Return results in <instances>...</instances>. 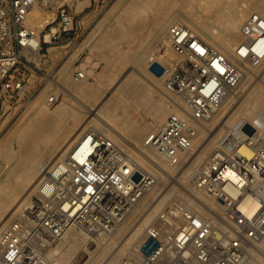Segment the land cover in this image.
<instances>
[{"label": "built area", "instance_id": "built-area-1", "mask_svg": "<svg viewBox=\"0 0 264 264\" xmlns=\"http://www.w3.org/2000/svg\"><path fill=\"white\" fill-rule=\"evenodd\" d=\"M78 2L0 0L2 105L26 92L27 71L42 70L45 48L76 33ZM33 11L41 16L53 15L55 19L36 33L28 28L37 21ZM242 32L244 42L231 59L185 23L169 26V44L176 58L167 66L159 63L164 67L161 77L166 95L176 111L145 139L147 148L167 159L190 153L200 127L217 114L218 105L237 73L234 61L248 63L253 73L262 66L263 15L252 12L243 23ZM37 52L42 55L40 63L32 59ZM73 76L81 80L85 73L77 70ZM175 93L183 104L170 96ZM57 99L52 96L49 102ZM248 125L254 129L253 134L240 122L222 142L224 149H230L226 160L212 157L192 177L193 189L215 194L223 215L203 216L179 200L166 207L146 228L142 242L126 251L120 264H252L248 250L264 238V132H258L251 123ZM82 140L41 180L18 215L1 229L0 264H59L76 240L69 239L72 233L77 237L85 235L88 247L108 245L142 200L158 187L155 175L113 139L90 130ZM240 143L251 151L250 158L236 153ZM228 170L242 180L234 197L225 191L230 182L224 176ZM136 174L140 175L139 180L134 179ZM247 196L257 200L255 209L243 206ZM196 200L202 204L199 198ZM150 239L156 246L148 252L154 244L145 250Z\"/></svg>", "mask_w": 264, "mask_h": 264}, {"label": "bare ground", "instance_id": "bare-ground-1", "mask_svg": "<svg viewBox=\"0 0 264 264\" xmlns=\"http://www.w3.org/2000/svg\"><path fill=\"white\" fill-rule=\"evenodd\" d=\"M129 2L130 8L127 16L124 15L125 19L121 9L114 7L112 12L118 11L117 14L122 16H117L118 23H100L93 35L78 48L79 53L93 48L101 52L97 58L98 62L106 63V74L100 79V85L87 84L89 75L96 73L94 67L97 65L92 68L84 66L82 71L85 77L81 80L74 77L67 79L69 66L65 65L57 76L70 87L71 98L73 95L76 97L79 108L71 107V101V106L67 105V98L52 106L49 102L52 95L46 96L47 99H41L42 95H39L30 105L31 117L24 127L21 126V132H18V148L9 142L0 148V156L4 159L0 162V231L18 215L41 180L83 141L82 138L90 130L113 139L155 175L158 187L142 200L126 225L108 245L98 243L94 248L88 247L85 235L77 237L74 233L69 234V239L76 240L59 259V264H120L125 252L142 242L146 228L158 219L166 207L179 200L187 202L203 216H222L223 207L217 203L215 194L193 189L192 177L212 157L227 159L230 149H224L222 142L232 135L237 123H251L258 132H264V62L253 73L248 63L235 60L237 73L218 105L217 114L200 127L190 153H178L167 159L145 146V139L160 129L169 114L176 111L171 107L170 99L167 101L161 97L166 94L163 77L150 71L151 62L158 61L167 66L176 58L169 44V26L176 22L185 23L232 59L235 49L244 42L242 25L251 11L255 10L264 17V0ZM90 4L91 0L79 1L76 11L82 12ZM32 16L37 21L29 24L28 28L36 33L55 19L53 15L41 16L37 11H33ZM46 38L49 40L50 36ZM52 49L49 47L48 51ZM41 58L38 52L32 57L37 63H40ZM60 87L63 88H60L62 94L70 92ZM154 94L160 96L157 95L156 99L153 98ZM170 96L175 102L183 104L178 94ZM138 104L143 106L150 121L138 117ZM7 139L12 140L8 136ZM241 144L237 146L236 153L250 158L251 151L246 144ZM224 176L230 179L225 187L226 193L231 197L238 195L241 178L233 170H228L226 174L224 172ZM244 201L246 203L243 206L254 209L258 206L257 200L251 196H247ZM248 254L252 264H264V238L252 246Z\"/></svg>", "mask_w": 264, "mask_h": 264}, {"label": "rangeland", "instance_id": "rangeland-1", "mask_svg": "<svg viewBox=\"0 0 264 264\" xmlns=\"http://www.w3.org/2000/svg\"><path fill=\"white\" fill-rule=\"evenodd\" d=\"M79 1H83V0H79ZM129 1L130 0H92V3L90 4V6L86 7L84 11L82 12L80 13L78 12V15L76 18V21H77L76 24L78 26V29L76 33L73 34L70 39H68V36H65L66 38L64 39L62 43L54 44L50 46V47H53L51 51H48L49 47L44 49V51L42 52L43 60H42V63L40 64V66L42 67V70H34L33 68H29V70L27 71L26 92H24L20 96L13 97L11 100L5 101L3 105H2L3 102H0V105H2L0 107V148H1V145H7L8 142L11 143L13 146H15L16 149L18 148V145H19V139H17L18 132L19 131L21 132L20 129L24 127V125L27 123V121L31 117L32 110L30 109V105L36 98H38L39 95H42L41 99H45L46 96L48 95L59 96L57 101H54L53 103L50 102L52 106L57 105L58 102L60 103L63 99L66 101V98H67L69 102L71 101L73 103L71 104V102L69 103L68 101L66 102L64 101L67 105L69 106L72 105L71 107L73 108H79L77 99H75L76 97L73 95V98H71L72 91L70 90V87L67 86L65 83H63L62 80L60 81L61 77L57 76V73L65 65L69 66L68 77H67V79L70 78L69 80L73 79L74 77L73 74L75 71L82 70L84 66L92 68L93 66L97 65L96 67H94L96 68V73H91L89 75L87 84L90 86L100 85V79H103L102 77H104V75L106 74V71H105L106 63H104L103 61L98 62V58H97L99 57V54L101 52H99L97 48H93L91 50L95 49L94 51H91L89 49L88 51L79 53L78 48L79 46H81V44L84 41H86L91 35H93L94 31L100 26L99 25L100 23L101 25H105L108 23L111 24L112 22V25H113L115 22L118 23L117 16H121V15L124 16L125 14L127 16V10L130 8ZM248 1H252V0H248ZM114 7H118L121 9V15H119V13L117 14L118 11L116 13L112 12V9ZM251 12H255V10ZM121 17L119 19L123 20V18L124 19L126 18L125 16L123 18ZM54 53L56 56H54ZM90 57L91 59H89ZM95 63H98V64H95ZM60 86L65 87L66 90L70 91L71 93L69 92L68 94H64V93L62 94L63 90L61 91V89L63 88ZM54 94H57V95H54ZM157 95L158 94H154L153 98L157 99L158 96H160V95L158 96ZM161 97L164 100L166 98L167 101L169 99V97L166 94L161 95ZM139 105L140 104H138V113H137L138 117L141 120L143 119L145 121H150L151 119L149 118L148 114L143 110V106L142 105L139 106ZM28 109L30 110V112L28 111ZM22 117L24 118L22 119ZM8 133L10 134L8 135ZM11 133H13V135ZM7 136L10 139L12 138L13 141L12 140L9 141L7 139ZM3 160L4 159L1 158L0 156V162H3Z\"/></svg>", "mask_w": 264, "mask_h": 264}, {"label": "water", "instance_id": "water-1", "mask_svg": "<svg viewBox=\"0 0 264 264\" xmlns=\"http://www.w3.org/2000/svg\"><path fill=\"white\" fill-rule=\"evenodd\" d=\"M150 71L153 73V74H155L156 76H162V74L164 73V67L159 63V62H157V61H155L151 66H150ZM245 130L249 133V134H253L254 133V129L251 127V126H249V125H247L246 127H245ZM134 179L135 180H139L140 179V175L139 174H136L135 176H134ZM154 243V241H153V239H150L149 240V242L147 243V245L145 246V250L151 245V244H153ZM155 246H156V243H154L152 246H151V248L149 249V251L148 252H151L154 248H155Z\"/></svg>", "mask_w": 264, "mask_h": 264}, {"label": "crops", "instance_id": "crops-1", "mask_svg": "<svg viewBox=\"0 0 264 264\" xmlns=\"http://www.w3.org/2000/svg\"><path fill=\"white\" fill-rule=\"evenodd\" d=\"M91 3H92V0H91ZM77 11H76V9H75V13H76ZM78 13V12H77ZM80 13V12H79Z\"/></svg>", "mask_w": 264, "mask_h": 264}]
</instances>
